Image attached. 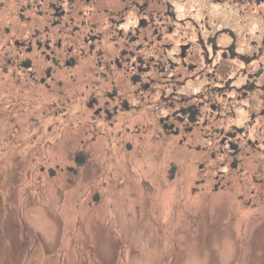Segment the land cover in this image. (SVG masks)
Returning <instances> with one entry per match:
<instances>
[{"label":"flooded vegetation","instance_id":"af4514ba","mask_svg":"<svg viewBox=\"0 0 264 264\" xmlns=\"http://www.w3.org/2000/svg\"><path fill=\"white\" fill-rule=\"evenodd\" d=\"M1 105L26 126L29 171L101 190L136 168L249 208L264 200V0H0ZM67 137L68 164L49 166Z\"/></svg>","mask_w":264,"mask_h":264},{"label":"rangeland","instance_id":"374dc122","mask_svg":"<svg viewBox=\"0 0 264 264\" xmlns=\"http://www.w3.org/2000/svg\"><path fill=\"white\" fill-rule=\"evenodd\" d=\"M2 106L0 264H264V200L247 208L234 194L193 197L136 168L101 190L29 171L26 126ZM70 140L48 149L49 166L68 164Z\"/></svg>","mask_w":264,"mask_h":264}]
</instances>
